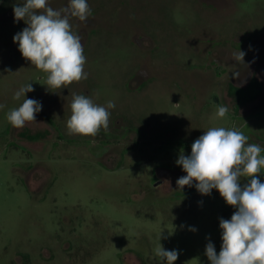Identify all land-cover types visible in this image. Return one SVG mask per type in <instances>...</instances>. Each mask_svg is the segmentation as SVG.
Masks as SVG:
<instances>
[{
  "label": "rangeland",
  "instance_id": "1",
  "mask_svg": "<svg viewBox=\"0 0 264 264\" xmlns=\"http://www.w3.org/2000/svg\"><path fill=\"white\" fill-rule=\"evenodd\" d=\"M22 3L0 0V264H167L160 235L174 264H211L206 245L219 254L220 218L237 209L196 181L179 189L176 160L211 127L243 132L264 156V0H87V21L70 19L87 79L59 89L13 42L28 26L14 18ZM254 81L260 96L241 106L235 89ZM74 95L115 104L107 130L69 133ZM24 99L52 123L36 113L13 127L7 114Z\"/></svg>",
  "mask_w": 264,
  "mask_h": 264
},
{
  "label": "clouds",
  "instance_id": "2",
  "mask_svg": "<svg viewBox=\"0 0 264 264\" xmlns=\"http://www.w3.org/2000/svg\"><path fill=\"white\" fill-rule=\"evenodd\" d=\"M16 22L23 20L28 26L16 33L13 42L18 43L22 56L37 69L47 73L46 83L61 88L74 81L87 79L84 72L86 58L81 37L74 34L70 19L77 17L87 21L91 9L87 0H69L66 7L58 10L48 6V0H23L13 5ZM236 61H244L245 53L238 50ZM239 77L238 73H233ZM34 91L28 83L14 95L15 99ZM4 105H0V108ZM115 107L109 101L107 108L95 104L85 95H74L71 116L67 120L70 134L95 136L101 128L109 126V111ZM42 104L34 99H24L21 106L7 114V120L15 128L35 121ZM229 109L219 106L217 116L225 117ZM248 137L236 129L211 127L198 137L191 146V154L181 150L176 164L182 166L186 176L177 180L179 189L195 187L202 195H210L212 189L230 206L237 210L230 220L220 218L222 245L219 254L209 241L205 254L211 264H264V182L258 174L264 172V156L257 144H248ZM241 178H249L241 185ZM191 231H196L191 228ZM156 256L167 264L178 259L177 250H165L160 244Z\"/></svg>",
  "mask_w": 264,
  "mask_h": 264
},
{
  "label": "trees",
  "instance_id": "3",
  "mask_svg": "<svg viewBox=\"0 0 264 264\" xmlns=\"http://www.w3.org/2000/svg\"><path fill=\"white\" fill-rule=\"evenodd\" d=\"M231 90L234 89L231 88ZM235 90L237 91L236 93L239 96V104H241V106H245L248 103L254 102L260 96L262 92V86L254 81L252 83H249V85L245 88H236ZM38 114L45 120H47L50 124L52 123L50 118L43 111H40Z\"/></svg>",
  "mask_w": 264,
  "mask_h": 264
},
{
  "label": "flooded vegetation",
  "instance_id": "4",
  "mask_svg": "<svg viewBox=\"0 0 264 264\" xmlns=\"http://www.w3.org/2000/svg\"><path fill=\"white\" fill-rule=\"evenodd\" d=\"M154 175H155V177H157V178H158V176H159V175H158V172H156V171H155ZM156 183L158 184V183H161V182H159V179H158Z\"/></svg>",
  "mask_w": 264,
  "mask_h": 264
}]
</instances>
